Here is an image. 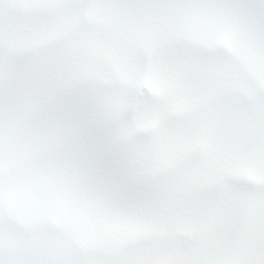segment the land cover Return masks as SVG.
Returning <instances> with one entry per match:
<instances>
[{
    "label": "snow or ice",
    "instance_id": "1",
    "mask_svg": "<svg viewBox=\"0 0 264 264\" xmlns=\"http://www.w3.org/2000/svg\"><path fill=\"white\" fill-rule=\"evenodd\" d=\"M0 264H264V0H0Z\"/></svg>",
    "mask_w": 264,
    "mask_h": 264
}]
</instances>
